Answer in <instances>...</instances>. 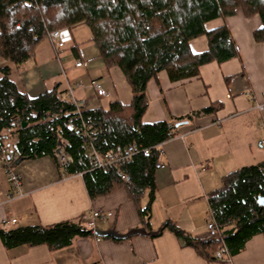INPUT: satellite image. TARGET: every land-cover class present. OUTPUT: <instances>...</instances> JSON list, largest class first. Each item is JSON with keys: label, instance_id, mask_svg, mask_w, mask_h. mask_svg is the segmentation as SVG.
Returning <instances> with one entry per match:
<instances>
[{"label": "crops", "instance_id": "obj_1", "mask_svg": "<svg viewBox=\"0 0 264 264\" xmlns=\"http://www.w3.org/2000/svg\"><path fill=\"white\" fill-rule=\"evenodd\" d=\"M59 31L65 46L58 48L49 38L41 41L31 60L15 66L0 58V77L4 67L11 68L10 79L30 98L51 91L67 80L79 84L78 98L87 109L108 108L114 102L132 103L133 94L122 71L108 68L95 44H81L78 29ZM226 26L234 39L239 57L200 68V76L172 83L165 71L148 84L149 106L143 122L182 119L174 137L160 144L164 169L155 171V192L150 219L144 221L139 202L125 188L92 200L82 175L68 176L51 157L20 161L16 171L22 177L23 193L6 203L10 190L0 168V226L16 219L15 226H50L77 221L91 211L113 213L111 222L98 223V229H115L125 234L145 227L163 228L157 237L135 236L127 240L78 238L71 246L52 251L46 245L24 246L8 251L0 240V264H264V236L255 235L244 250L228 261L210 262L190 246H185L169 226L174 225L195 239L207 237L212 215L209 194L222 185V178L238 169L264 161V42L254 33L262 28L259 15L248 17L242 9L228 18L206 24L207 30ZM86 34V32L84 31ZM85 36L91 39V32ZM193 53L208 51V39L201 36L190 43ZM78 61L86 67L78 68ZM100 82L109 97L94 100L92 83ZM251 94L248 96L247 92ZM263 106L260 111L259 107ZM211 113H204L208 108ZM85 220V219H84Z\"/></svg>", "mask_w": 264, "mask_h": 264}, {"label": "trees", "instance_id": "obj_2", "mask_svg": "<svg viewBox=\"0 0 264 264\" xmlns=\"http://www.w3.org/2000/svg\"><path fill=\"white\" fill-rule=\"evenodd\" d=\"M238 9L248 17L259 15L262 28L254 37L264 42V0H0V58L22 66L49 33L84 24L106 67L119 68L133 94L130 105L117 101L108 108L78 113L75 106L61 99L66 91L62 84L30 98L10 79L11 68L4 67L0 77V148L10 147L21 161L51 157L57 162V154L63 150L71 158L65 174H81L92 200L120 188L127 189L137 202L148 193L149 201L140 208V215L149 220L159 150L140 154L119 169L104 171L93 168L85 149L87 142L92 137L103 155L132 144L153 148L174 136L182 119L143 122L149 106L148 84L163 71L172 83H178L199 77L204 65L238 58L226 26L206 29L207 23L232 17ZM201 36L208 39L209 49L195 54L190 43ZM82 121L91 126L90 136L84 135ZM260 197H264V161L225 175L222 185L209 194L220 229L217 237L195 239L174 225L164 228L170 226L185 246L193 247L206 260L225 261L216 257L222 242L233 256L255 235L264 236ZM94 236L83 217L50 226H0V240L8 251L41 245L55 251L71 246L78 238Z\"/></svg>", "mask_w": 264, "mask_h": 264}, {"label": "built area", "instance_id": "obj_3", "mask_svg": "<svg viewBox=\"0 0 264 264\" xmlns=\"http://www.w3.org/2000/svg\"><path fill=\"white\" fill-rule=\"evenodd\" d=\"M50 41L56 45L58 48H62L65 46V42L61 36V33L59 31L52 32L49 34ZM76 67H86L85 63H82L78 61L76 63ZM80 87L79 84H76L73 86L72 84H67V89L65 93L61 96V99L73 106H75L78 113L81 112L83 109H87V102L86 100L80 99L76 96V89ZM92 89L94 90V100H99L103 98L109 97V94L107 90L104 88V86L98 82L94 81L92 83ZM251 94L250 91L247 92V95L249 96ZM259 110H263V106L259 107ZM83 123V132L84 135L90 136V132L92 131L91 126H88L87 122L82 121ZM174 136L172 135L171 138ZM170 138V139H171ZM264 146V140L259 142V147L263 148ZM85 149L89 152V157L92 160V166L94 169L98 170H110L113 168H121L123 166H126L130 164L133 159L140 155H149L153 149L159 150L160 157L163 155V150L161 149L160 145L153 147V148H142L138 146L137 144H132L127 146L124 149L115 150L112 152H108L106 154L101 155L95 148L94 142L92 137L89 138V141L87 142V145ZM18 161V156L11 150L8 146H2L0 148V168L3 170L6 180L9 184V192L6 196V203H11L14 200L18 198H22L24 196L23 193V182L22 177L20 174L16 171L15 164ZM57 163L60 167H62L64 170L66 166H68L71 163L70 156L63 150H60L57 154ZM165 165L162 162H159L156 164V169H164ZM81 175V174H80ZM211 211V208H210ZM212 215V211H211ZM114 218L113 213H102L99 211H91L85 216V223L87 224V227L92 230L93 234L95 235V231L98 229V223L100 222H111ZM17 224L16 219L8 220L4 225L6 227L15 226ZM220 233V229L218 224L213 218L208 222L207 224V237L208 238H215ZM216 257L219 260H230V255L227 252V247L224 242H222V245L220 249L216 253Z\"/></svg>", "mask_w": 264, "mask_h": 264}, {"label": "water", "instance_id": "obj_4", "mask_svg": "<svg viewBox=\"0 0 264 264\" xmlns=\"http://www.w3.org/2000/svg\"><path fill=\"white\" fill-rule=\"evenodd\" d=\"M23 126H26V124H24ZM59 146H61V143L59 144ZM20 161L21 160H18L17 164ZM258 202L261 206H264V197H260ZM162 231H163V228H160L159 230H156V231H148L145 227H142V228L131 229L127 233L121 234V233L117 232L115 229H109V230L97 229L95 231V236L103 237V238H112L114 240L120 241V240L131 239L135 236L157 237L162 233Z\"/></svg>", "mask_w": 264, "mask_h": 264}, {"label": "rangeland", "instance_id": "obj_5", "mask_svg": "<svg viewBox=\"0 0 264 264\" xmlns=\"http://www.w3.org/2000/svg\"><path fill=\"white\" fill-rule=\"evenodd\" d=\"M80 28H83V29H81L82 30V32L81 31H79L80 29H78V37H81L80 39L82 40V43L81 44H83V45H86L87 46V48L88 47H92V44H93V42L91 41V39L90 40H88V38H89V36H85L86 34H89L90 35V30H89V28L86 26V25H84V24H81V26H80ZM84 31L86 32V34L84 33ZM82 62V61H81ZM82 63H86V62H82ZM87 64V63H86ZM61 83H62V87H63V85H64V82H62L61 81ZM67 84L69 83V84H72L73 86H75L76 84H73L71 81H68L67 80V82H66ZM67 86V85H66ZM65 93V92H64ZM79 96V95H81V94H79V93H76V96ZM77 96V97H78Z\"/></svg>", "mask_w": 264, "mask_h": 264}, {"label": "bare ground", "instance_id": "obj_6", "mask_svg": "<svg viewBox=\"0 0 264 264\" xmlns=\"http://www.w3.org/2000/svg\"><path fill=\"white\" fill-rule=\"evenodd\" d=\"M54 32H56V31H54ZM52 33V32H51ZM50 34V33H49ZM47 38H49V35H48V37ZM50 40V39H49ZM227 252H228V250H227ZM229 254V253H228ZM231 257V256H230Z\"/></svg>", "mask_w": 264, "mask_h": 264}]
</instances>
